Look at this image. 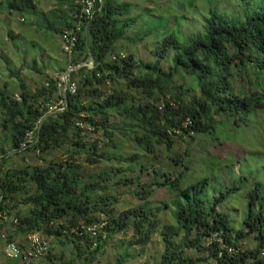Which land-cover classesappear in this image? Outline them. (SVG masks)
Listing matches in <instances>:
<instances>
[{"label":"trees","instance_id":"obj_1","mask_svg":"<svg viewBox=\"0 0 264 264\" xmlns=\"http://www.w3.org/2000/svg\"><path fill=\"white\" fill-rule=\"evenodd\" d=\"M53 2L54 8L44 12L39 11L36 0H0V23L7 25L2 36L7 45L20 40L9 28L10 18L16 22L20 17L29 30L46 34L48 42L50 35L62 40L67 31L81 29L71 56L62 46L64 68L57 75H48L44 61L31 59L27 70L35 89L26 83L23 72H14L10 61L3 63L8 67L4 70L8 81L0 89V131L11 149L2 147L0 160V237L3 232L8 233L9 242L35 233L52 240L64 237L66 241L61 243L71 253L66 257L61 252L59 264H93L114 236L129 232L135 240L128 249L149 245L159 233L163 253L156 264H264L262 204L257 207L259 214L255 210L262 198L249 200L251 216L246 227L258 232V248L248 250L243 246L250 234L239 231L235 236L229 216L219 210L227 194L208 211L200 184L184 187L189 181L186 171L172 179L171 174L156 169L150 184L140 182L144 174L151 173L148 163L158 153H166L173 165L180 166L185 157L177 156V142L216 134L226 125L245 127L253 113L264 110V0H251V9L240 17L211 9L202 31L189 36L182 35L179 28L170 33L168 18H158L169 34L150 51L155 63L123 54L121 43L134 46L147 37L129 36L138 17L143 18L133 17L138 6L132 2L97 0L92 19L84 14L87 0ZM36 50L34 44L27 53L34 55ZM90 53L92 69L83 66ZM71 68L76 70L69 86L75 84L76 93L68 91L65 96L62 77ZM251 72L254 84L263 91L252 92ZM63 100L65 111L51 113ZM31 132L38 141L23 150ZM127 146L142 152L145 160L121 154L106 158L111 148ZM189 151L187 148V156ZM28 154L36 155L35 164L16 161L12 165L17 158L24 162ZM111 159L129 162L125 169L134 176L126 179L125 169L86 175L87 169ZM112 177L136 185L134 195L142 204L117 214L119 200L109 194ZM162 188L171 190V198H176L173 205L177 210L171 211L174 225L163 226L160 216L169 208H155L151 202L156 189ZM103 222L106 236L88 232ZM128 249L115 264H128Z\"/></svg>","mask_w":264,"mask_h":264},{"label":"rangeland","instance_id":"obj_2","mask_svg":"<svg viewBox=\"0 0 264 264\" xmlns=\"http://www.w3.org/2000/svg\"><path fill=\"white\" fill-rule=\"evenodd\" d=\"M134 5L138 6V10L135 11L133 17L142 15L143 18L138 17V23L135 30H131L129 36L136 39L145 37V40L138 45H128L121 43L123 47V54H133L137 60H146L150 63H155L156 58L151 54V50L160 45L162 38L169 34L164 31L162 21L158 18L167 17V25L170 28V33L180 29L181 34L184 36L192 35L202 31L204 26V20L208 17L211 9L220 12L223 15L229 17H240L247 10H250L249 3L251 0H151L147 3L145 0H128ZM39 11H50L52 7L49 0H36ZM54 2H52L53 4ZM144 15V16H143ZM18 20V21H17ZM20 17L10 18L8 20L11 24L10 29H14L16 35L20 36L19 43H10L7 45L6 38L2 35L7 33V25L0 23V89L2 90L5 83L8 81V75L4 73L6 66L3 63L10 61L13 66L14 72H23V78L26 83L32 86L33 80L31 79V73L27 70L30 67L31 59H39L44 61L47 67L51 63L50 49L53 51L56 48V43L60 45L61 38H53L49 36L51 42H46V34L36 32L35 29H28ZM39 27L43 28L44 22L39 20ZM138 37H137V36ZM57 41V42H56ZM56 42V43H55ZM37 45V50L34 55L27 53L31 46ZM63 46V42H61ZM8 50V52H7ZM57 50L55 49V52ZM7 52V53H5ZM63 55H59L56 66H51L48 70V75L55 76L59 68H62ZM55 64V63H54ZM53 64V65H54ZM93 64V62H87L85 65ZM165 68L167 64L163 65ZM10 67V66H9ZM89 67V66H88ZM90 68V67H89ZM94 68V64H93ZM76 69H69L67 73ZM6 71V70H5ZM73 71V72H74ZM3 74H2V73ZM62 77L63 82L67 76ZM251 83L253 84L252 92L257 93L261 88L256 87L254 84L255 75L251 72ZM70 78V77H69ZM68 78V82L70 81ZM11 79V78H10ZM17 78H13V82H16ZM180 83V82H179ZM249 86H246L248 89ZM69 89V88H68ZM249 90V89H248ZM65 88V94H67ZM264 93V91H263ZM261 99L259 103L262 101ZM57 106L51 108L52 112L58 111ZM93 139H97V135H91ZM29 138L25 142L29 146ZM187 143L177 142V156L181 158L185 157V163L180 166L173 165L172 162L166 157V153H158V157H154L152 164L148 163L150 167V174H144L141 177V184H150L154 179L152 172L154 170H162L161 172L171 174V178H176L180 173L186 171L188 177L187 184L184 187L200 184L199 190H201V199L204 202L206 210H211V207L215 204L216 200L221 199L222 194H227V199L224 200L219 206V210L226 213L230 218V223L234 229L235 236L239 231H244L250 235L246 239L243 248L248 250H256L258 248L257 235L258 232L252 231L250 227H246L247 220L250 215V198L256 199V196L262 198L258 206H263L264 210V110H259L250 116V120L247 126L242 128H235L232 125H226L224 128L219 129L216 134H208L204 136H194L186 139ZM102 150H105L102 144ZM190 146V147H189ZM2 147L6 151H10V144L3 136V132L0 131V160L3 159ZM32 148V147H30ZM187 148H190L189 155L187 156ZM106 152V158H114L117 155H123V157L130 158L131 156H138L140 160L143 159L144 154L142 152H136L132 146L117 148ZM37 154V153H36ZM176 153L172 155L175 158ZM152 158V157H151ZM147 160V159H146ZM25 163L26 165L35 164L37 161L35 154L26 155L24 162L21 158H17L15 162ZM147 162V161H144ZM129 162L117 163L111 159L110 162H103L100 166H96L86 170V175L97 174L101 172H107L113 174L114 172L125 168H129ZM188 168V169H186ZM125 169V170H126ZM125 178L130 179L134 176L129 170L124 172ZM138 176V173H135ZM114 176V175H113ZM120 177H112L110 182L111 196L118 198V204L115 206L117 214L136 208L142 204L135 195L134 191L136 185H125L120 183ZM258 193V195L256 194ZM173 197L171 190L156 189L154 196L151 200L155 208L168 207L162 212L160 221L162 225H174L175 221L172 217L171 211L175 212L176 205H173V201L176 202V198ZM260 213L259 210L257 211ZM256 214V213H255ZM264 219V217H263ZM98 226V225H96ZM8 232H11V228H8ZM7 233V232H6ZM8 234V233H7ZM38 234L43 240L47 241L48 252L40 258L35 264H59L63 260L61 252L65 253V256H70L69 246L61 243L66 241L64 237L60 239H47L40 233ZM264 234V228H263ZM29 238V237H28ZM28 238L18 239L14 241L19 248L24 250L28 245ZM135 238L133 232L128 234H120L114 236L105 246V248L97 255V259L93 264H115L116 259L126 252L128 246ZM4 254V251H2ZM130 259L128 264H156L163 253V245L161 243L159 233H156L151 240L150 244L145 247L133 246L128 249ZM5 255V254H4ZM200 257H206L201 255ZM220 259V257H219ZM7 260V259H6ZM8 264V263H5Z\"/></svg>","mask_w":264,"mask_h":264},{"label":"built area","instance_id":"obj_3","mask_svg":"<svg viewBox=\"0 0 264 264\" xmlns=\"http://www.w3.org/2000/svg\"><path fill=\"white\" fill-rule=\"evenodd\" d=\"M96 2L97 0H87L85 4V9H84V14L87 17V19H92L94 16V10L96 7ZM81 32L80 28L77 29H71L67 31L63 38V51L71 56L73 53V49L78 42V35ZM89 66L91 69L93 68V64L90 65H85ZM74 69V68H73ZM74 70H72L73 72ZM68 91L72 92V94L76 93V86L73 84L72 86H69ZM58 111L64 112L66 109V102L60 101L58 106ZM82 126V125H81ZM83 127V126H82ZM29 138V146L26 144L23 145V150H28L30 147H33L37 143V139L35 136V133L31 132L27 136ZM37 140V141H36ZM39 152H37V155ZM4 220H7V217H3ZM106 223L103 222L99 224L98 226H93L88 229V232L92 235L97 237L98 234H104L106 236L105 228H106ZM8 234L3 232L1 237H0V252L4 251V254L7 259L11 260H21L23 264H35L37 261H40L39 259L44 257L47 252H48V245L47 241L43 240L38 234H33L28 238V245L27 247L22 250L13 242L8 241ZM218 235H215V238H217ZM3 247H2V243ZM3 249V250H1ZM232 251V250H231Z\"/></svg>","mask_w":264,"mask_h":264},{"label":"crops","instance_id":"obj_4","mask_svg":"<svg viewBox=\"0 0 264 264\" xmlns=\"http://www.w3.org/2000/svg\"><path fill=\"white\" fill-rule=\"evenodd\" d=\"M50 2H51V6L50 7H52L51 9H53L54 8V3L52 4V2H53V0H49ZM48 11V10H47ZM47 11H44V12H47ZM46 42H48L47 40H45ZM57 42V41H56ZM55 42V43H56ZM62 42V41H61ZM61 42H60V45L59 44H57L56 43V52H55V49L52 51L51 49H50V51H51V53H50V61H51V63L49 64V66L47 67L48 68V70L50 69V67L51 66H56V65H59V64H57V61H58V58H59V55H61V51H62V44H61ZM50 43V42H49ZM63 61V60H62ZM55 63V64H54ZM54 64V65H53ZM47 66V65H46ZM62 68H64V64H63V62H62ZM60 69V68H59ZM47 73H49L48 71H47ZM58 74V73H57ZM56 74V75H57ZM2 243V242H1ZM2 247H3V243H2ZM1 250H3V249H1ZM6 258V256L3 254V252L1 251L0 252V264H5V263H8V264H23V262L21 261V260H11V259H7Z\"/></svg>","mask_w":264,"mask_h":264},{"label":"water","instance_id":"obj_5","mask_svg":"<svg viewBox=\"0 0 264 264\" xmlns=\"http://www.w3.org/2000/svg\"><path fill=\"white\" fill-rule=\"evenodd\" d=\"M93 59V55L90 53V58L88 60V62H91ZM72 74V71H70L69 73H67V76H66V79H65V88H66V91H68V88H69V82H68V78L71 76ZM67 94H65L66 96Z\"/></svg>","mask_w":264,"mask_h":264}]
</instances>
